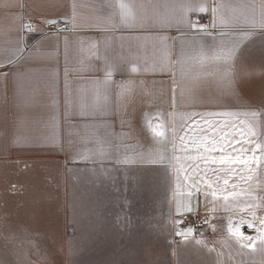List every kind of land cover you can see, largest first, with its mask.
Here are the masks:
<instances>
[{"label": "crops", "instance_id": "crops-1", "mask_svg": "<svg viewBox=\"0 0 264 264\" xmlns=\"http://www.w3.org/2000/svg\"><path fill=\"white\" fill-rule=\"evenodd\" d=\"M121 2L131 7L135 23L120 22ZM201 3L209 10H196ZM262 4L264 0H0V264H72L70 170L148 175L156 167L168 170L170 186L174 241L167 264H264L259 239L263 202L253 216L245 207L253 203L251 196L223 199L234 184L236 192L247 188L241 179L246 173L233 175L228 185L221 180L215 198L193 189L195 210L182 216H197V222H183L177 203L189 202L191 180L185 181L183 171L177 174L173 151L179 143L174 133L186 143L198 142L205 130L209 136L214 131L207 120L219 122L218 128L227 122L225 131L233 133L251 112L259 114L256 131L264 140L262 30L240 43L229 72L231 89L222 65L210 59L198 62L216 53L222 32L238 38L249 21L259 23ZM218 5L213 28L211 8ZM193 14L209 17L208 33L177 22L182 16L194 21ZM220 16L227 23L221 24ZM28 20L38 31L24 27ZM47 21H56V28L48 29ZM106 62L119 68L107 81ZM5 73H10L7 80ZM126 157L133 162L125 163ZM258 174L264 181V167ZM200 187L207 189L203 183ZM253 195L264 196V189L253 184ZM175 220L182 221L179 228ZM248 222L254 226L248 228ZM229 224L252 237L253 247L238 243ZM187 228L192 229L187 239L177 235Z\"/></svg>", "mask_w": 264, "mask_h": 264}, {"label": "rangeland", "instance_id": "rangeland-1", "mask_svg": "<svg viewBox=\"0 0 264 264\" xmlns=\"http://www.w3.org/2000/svg\"><path fill=\"white\" fill-rule=\"evenodd\" d=\"M69 175L72 264H114L124 248L133 250L134 260L170 261L174 238L168 170L156 167L141 175L75 168Z\"/></svg>", "mask_w": 264, "mask_h": 264}, {"label": "snow or ice", "instance_id": "snow-or-ice-1", "mask_svg": "<svg viewBox=\"0 0 264 264\" xmlns=\"http://www.w3.org/2000/svg\"><path fill=\"white\" fill-rule=\"evenodd\" d=\"M121 9L120 22L122 24H132L137 21V17L132 13L131 7L121 2L119 4ZM221 6L212 7L211 11L213 14V20L211 26L216 27L217 24V12ZM264 8V4H262ZM198 11L205 12L209 8L206 4L201 3L197 6ZM233 21L237 17L233 16L231 18ZM161 23H171L169 20L158 21ZM178 23L184 24L189 30L195 29L200 33H208L209 26L200 23L199 21H192L187 19L186 16H182ZM219 22L221 24L227 23L223 16L219 17ZM49 24H55L56 21H47ZM250 27L247 30L241 32L238 38H234L231 35L226 36L225 33H221V46L218 48L216 53L212 57H202L198 62L201 64L204 60L210 59L216 62L218 65H222V74L225 78L227 88H232V78L229 75L232 62L235 60L237 51L239 50V45L245 39L252 37L255 34V30L260 28L261 36L260 39L264 41V14L261 16V20L257 23L255 20L249 21ZM28 28L29 31H38V29L32 28L31 25H24ZM215 39V37H213ZM23 42V38H21ZM114 70H119L118 65L115 63H107L105 65V78L106 81L111 78L112 72ZM163 70V68H162ZM131 71H137L135 67ZM10 73L3 74L4 79L7 80ZM213 115H228V114H213ZM246 119L239 121L238 130L233 133L225 131V128L228 127V123H225L224 127L218 128L217 125L219 122H213L207 120V124L210 129H213L211 136L207 134L205 130V137L196 140H191L185 142V137L175 134L178 138L179 143H174L173 151L177 153L175 155V167L177 174L183 171L185 181L191 180V185L189 186V202L187 204L177 203V214L184 215L185 213L194 212V208L191 204V195L192 190L196 192L204 191V194L211 195L213 198L216 197L217 191L219 190V185L222 180L224 185L229 184V179L233 175H238L240 173H246L241 176V179L247 182V188L241 189L240 192H236L235 189L237 185H232L233 191L229 192L228 195L223 197L224 201L227 202L229 197L235 198L239 195L251 196L253 203H246L245 207L252 212V215L255 216L254 209L261 206V202H264V196L256 197L253 195V184L257 187L264 189V181L258 178V168L264 167V140L258 138L256 131L257 127V116L259 115L256 112L245 113ZM155 131V130H154ZM223 133L219 135L218 133ZM156 135H163V133L156 132ZM240 137L237 139V137ZM183 152V156L179 153ZM259 153V155H258ZM125 163L133 162L127 157L124 160ZM187 164V167L184 165ZM215 165L216 167H212ZM211 171L212 175H209ZM191 173V174H190ZM212 176H215L216 179L213 180ZM207 185V189H202L201 184ZM226 190V189H225ZM260 224L264 226V218H259ZM245 221H241L243 223ZM174 223L179 228L182 224L181 220H175ZM207 223V221H205ZM254 225L251 222H248V227H253ZM229 232L238 238V243L242 244L245 248L253 247L255 241L250 236H244L239 230L237 225L235 229L229 224ZM192 229H182L177 232V235L183 236L185 239L188 238V235L191 233ZM262 243H264V231H262L261 236L259 237ZM200 243V241H197Z\"/></svg>", "mask_w": 264, "mask_h": 264}, {"label": "trees", "instance_id": "trees-1", "mask_svg": "<svg viewBox=\"0 0 264 264\" xmlns=\"http://www.w3.org/2000/svg\"><path fill=\"white\" fill-rule=\"evenodd\" d=\"M135 256L136 255L132 249L124 248L121 254L122 259L117 260L116 262H114V264H150L147 260L143 258L134 260L133 258ZM89 263L90 264H104L103 262H101V260H92ZM160 264H163V263H160Z\"/></svg>", "mask_w": 264, "mask_h": 264}, {"label": "built area", "instance_id": "built-area-1", "mask_svg": "<svg viewBox=\"0 0 264 264\" xmlns=\"http://www.w3.org/2000/svg\"><path fill=\"white\" fill-rule=\"evenodd\" d=\"M192 18L194 19V21H199L202 24L208 25L209 26V17L208 16H200L198 14H193ZM27 23L29 25H33L34 21L33 20H28ZM56 28L55 24H48V29L50 30H54ZM182 221L183 222H193L196 223L197 222V216H189V215H185L182 216ZM198 231V230H196Z\"/></svg>", "mask_w": 264, "mask_h": 264}]
</instances>
